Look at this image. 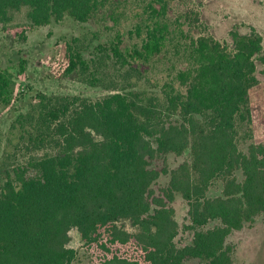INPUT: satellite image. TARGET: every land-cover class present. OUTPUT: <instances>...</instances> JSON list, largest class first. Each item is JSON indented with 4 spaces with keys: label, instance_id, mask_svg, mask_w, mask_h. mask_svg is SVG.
<instances>
[{
    "label": "trees",
    "instance_id": "trees-1",
    "mask_svg": "<svg viewBox=\"0 0 264 264\" xmlns=\"http://www.w3.org/2000/svg\"><path fill=\"white\" fill-rule=\"evenodd\" d=\"M109 1L0 0V27L24 9L25 30L65 15L85 22ZM145 9L140 46L126 45L122 32L110 48L99 45L109 51L103 59L125 67L126 80L176 34L186 37L180 18L167 19L168 0H149ZM232 35L231 46L212 36L193 38L185 66L157 91L127 83L97 99L35 94L11 127L29 156L0 188V264H73V228L103 252L94 264H235L227 237L264 213V141L248 150L237 141L239 118L264 125L250 103L261 84L264 37L254 27ZM46 64L59 75L78 70L84 81L103 84L97 59L70 43ZM16 76L26 77L24 61L16 71L0 66V103H11ZM189 147L190 161L168 164V154ZM162 176L168 179L160 186ZM218 183L221 193L209 195ZM178 194L188 203L186 228L193 232L183 245L176 239ZM121 219L139 231L120 226Z\"/></svg>",
    "mask_w": 264,
    "mask_h": 264
},
{
    "label": "rangeland",
    "instance_id": "rangeland-1",
    "mask_svg": "<svg viewBox=\"0 0 264 264\" xmlns=\"http://www.w3.org/2000/svg\"><path fill=\"white\" fill-rule=\"evenodd\" d=\"M149 0H110L88 21H79L70 15L60 20H53L47 25L31 26L25 30L26 9L15 14L14 21L0 27V66L16 71L20 62L26 64V77L15 80L19 83L13 93L11 103H0V188L13 167L25 161L29 152L22 148L19 138H15L11 129L13 122L20 113L30 110L31 100L38 92L47 94L82 95L92 99L100 98L114 88L148 89L157 91L164 80L172 77L177 69L185 66L189 53L187 47L193 38L201 35L212 36L231 46L233 31L248 32L256 28L264 37V0H168L167 19L171 23L180 18L186 37L176 34L167 42L162 52L152 56L148 63L141 65V72L132 71L126 76L122 73L120 63L107 55V49L99 45L111 47L112 39L120 32L124 34L126 45H141L142 39L137 26L147 16L146 5ZM66 43L80 50L86 58L95 57L102 85H92L84 81L77 70L71 74H57L46 64V59L65 53ZM124 53H127L124 49ZM122 69V70H121ZM260 86L251 90L250 103L254 106L255 118L264 119V62L259 61ZM129 81V82H128ZM248 117V116H247ZM250 123L238 119V144L248 150L250 143L264 141V125ZM256 127V128H255ZM21 144V145H20ZM42 153V151H38ZM37 152V153H38ZM191 148L182 154H168L167 162L176 167L184 161H190ZM162 176L160 186L167 182ZM220 183L213 186L209 195L221 193ZM175 218L179 223L177 241L187 244L192 241V231L186 228L189 223L188 203L180 196L173 202ZM216 222H211L213 226ZM119 225L130 232L139 231L138 225L130 219H121ZM227 244L233 248L235 264H264V213L255 221L248 223L243 229L233 231L227 237ZM69 246L78 251L73 264H94L102 252L97 246L88 247L82 240L79 231H70ZM103 253V252H102Z\"/></svg>",
    "mask_w": 264,
    "mask_h": 264
}]
</instances>
